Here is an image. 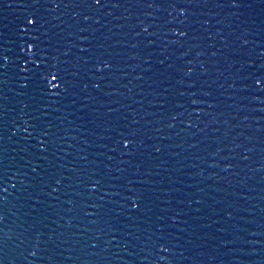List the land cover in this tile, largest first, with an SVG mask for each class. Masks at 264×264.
<instances>
[{
    "label": "water",
    "instance_id": "obj_1",
    "mask_svg": "<svg viewBox=\"0 0 264 264\" xmlns=\"http://www.w3.org/2000/svg\"><path fill=\"white\" fill-rule=\"evenodd\" d=\"M0 264H264V0H0Z\"/></svg>",
    "mask_w": 264,
    "mask_h": 264
},
{
    "label": "snow or ice",
    "instance_id": "obj_2",
    "mask_svg": "<svg viewBox=\"0 0 264 264\" xmlns=\"http://www.w3.org/2000/svg\"><path fill=\"white\" fill-rule=\"evenodd\" d=\"M93 3H94L95 5H97V6H99V5L101 4V0H93ZM235 3H236V0H232V4H235ZM85 19H87V17H85ZM28 22H29V23H32L33 21L29 20ZM181 35H183V33H181ZM104 67L107 68L108 65L105 63V64H104ZM98 70H99V69H98ZM189 72H191V69H189ZM56 80H57V77H56V76H52V77H51V81H48V83L51 84L52 81H56ZM255 83H256L257 85H260V84H261V80L257 79V80L255 81ZM54 87H55L56 89H59V88H60V84H59V83H56V84L54 85ZM195 102H196V101H193V103H195ZM157 151H159V149H157ZM33 171H35V169H33ZM3 191H7V189H3ZM31 254H32V255H35L34 252L31 253Z\"/></svg>",
    "mask_w": 264,
    "mask_h": 264
}]
</instances>
